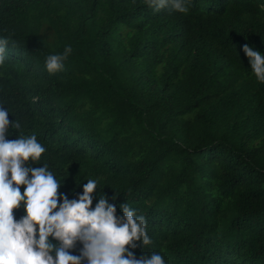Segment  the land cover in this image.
<instances>
[{
  "label": "trees",
  "instance_id": "obj_1",
  "mask_svg": "<svg viewBox=\"0 0 264 264\" xmlns=\"http://www.w3.org/2000/svg\"><path fill=\"white\" fill-rule=\"evenodd\" d=\"M192 1L162 42L133 0H0V100L35 131L61 196L95 179L93 207L106 194L145 217L137 258L264 264V83L243 52L264 55V0Z\"/></svg>",
  "mask_w": 264,
  "mask_h": 264
},
{
  "label": "clouds",
  "instance_id": "obj_2",
  "mask_svg": "<svg viewBox=\"0 0 264 264\" xmlns=\"http://www.w3.org/2000/svg\"><path fill=\"white\" fill-rule=\"evenodd\" d=\"M120 1L129 6V0ZM133 1L150 9L153 28L159 32L155 40L162 42L171 29L186 25L193 6L192 0ZM10 39L0 38V65ZM243 52L256 80L264 83V55L248 44ZM71 53L66 46L62 54H49L47 72L63 71ZM34 132L0 100V264H165L159 253L137 258L130 250L139 246L137 242L144 247L153 243L143 215L123 204V215L118 216L106 194L93 207L95 179L87 180L77 199L61 196V183L42 160L46 149ZM188 259L195 264H249L230 251L196 252Z\"/></svg>",
  "mask_w": 264,
  "mask_h": 264
}]
</instances>
